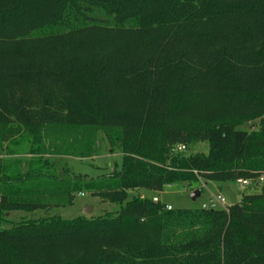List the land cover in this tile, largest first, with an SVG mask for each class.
<instances>
[{"label":"trees","instance_id":"16d2710c","mask_svg":"<svg viewBox=\"0 0 264 264\" xmlns=\"http://www.w3.org/2000/svg\"><path fill=\"white\" fill-rule=\"evenodd\" d=\"M100 130L120 171L52 161ZM263 173L264 0H0V264H264V185L227 210L129 198ZM85 193L120 209L2 226Z\"/></svg>","mask_w":264,"mask_h":264},{"label":"rangeland","instance_id":"374dc122","mask_svg":"<svg viewBox=\"0 0 264 264\" xmlns=\"http://www.w3.org/2000/svg\"><path fill=\"white\" fill-rule=\"evenodd\" d=\"M259 120H254L243 124L240 129L251 130L256 129ZM93 152L90 157L77 158L74 156L53 157L52 161L59 167L65 166L74 174H86L89 177L96 178L102 174H108L114 170L120 171L122 167V155L115 150L110 152L109 144L105 140L104 133L100 130L96 133L92 142ZM208 152L207 142H198L191 145L186 154H196ZM262 181H257L251 185L244 187L239 186L236 182L228 181L217 186L215 183H206V189L203 190L200 196L192 201L189 197L190 191L182 186H166L163 191L155 192L145 189H138L129 193V198L138 196L140 198L157 199L162 204L170 205L172 208H199L202 203H205L208 198V191L213 194L220 193L224 196L227 206L233 205L240 200L243 194H253L259 192L264 185V173L261 176ZM219 187V188H218ZM86 207L90 212L86 215L84 210ZM120 209L119 204L103 202L100 198L91 196L88 193L75 194L70 205L62 208H55L48 213L43 211L22 212L12 211L6 215V221L2 225L5 228H10L19 221L29 219H40L45 216H59L63 219H73L84 215L87 218H96L105 214L116 213Z\"/></svg>","mask_w":264,"mask_h":264},{"label":"built area","instance_id":"2783aa9c","mask_svg":"<svg viewBox=\"0 0 264 264\" xmlns=\"http://www.w3.org/2000/svg\"><path fill=\"white\" fill-rule=\"evenodd\" d=\"M185 150H186V147L183 144H177L171 149V151L173 153H179V152H183ZM262 180H263L262 177H260L257 180L238 179V180H236V183L239 186L244 187V186L251 185V184H253V183L257 182V181L259 182V181H262ZM205 189H206V183L202 182L200 184V187H199L200 194H201V190H205ZM208 192H209L208 193L209 196L207 198V201L205 203H202V205H201L202 209L227 210V208L229 206H227L224 196H222L220 193L213 194L210 191H208ZM166 208L167 209H171V206L170 205H166Z\"/></svg>","mask_w":264,"mask_h":264},{"label":"water","instance_id":"95a60500","mask_svg":"<svg viewBox=\"0 0 264 264\" xmlns=\"http://www.w3.org/2000/svg\"><path fill=\"white\" fill-rule=\"evenodd\" d=\"M199 196H200V190H199V189H196V190L192 191V192L190 193V195H189V197H190V199H191L192 201H195ZM157 201H158L157 199H154V202H157ZM89 212H90V209H88V208L86 207V210H84V214L86 215V214L89 213Z\"/></svg>","mask_w":264,"mask_h":264},{"label":"crops","instance_id":"0c3cea01","mask_svg":"<svg viewBox=\"0 0 264 264\" xmlns=\"http://www.w3.org/2000/svg\"><path fill=\"white\" fill-rule=\"evenodd\" d=\"M217 186H220V184H216ZM219 188V187H218Z\"/></svg>","mask_w":264,"mask_h":264}]
</instances>
